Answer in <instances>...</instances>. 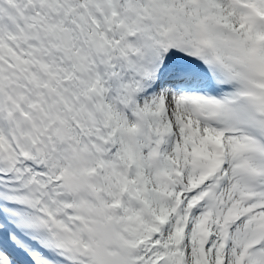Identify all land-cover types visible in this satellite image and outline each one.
Wrapping results in <instances>:
<instances>
[{
  "label": "snow or ice",
  "instance_id": "1",
  "mask_svg": "<svg viewBox=\"0 0 264 264\" xmlns=\"http://www.w3.org/2000/svg\"><path fill=\"white\" fill-rule=\"evenodd\" d=\"M0 264H264V0H0Z\"/></svg>",
  "mask_w": 264,
  "mask_h": 264
}]
</instances>
